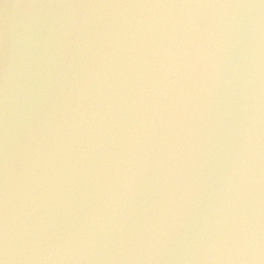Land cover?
<instances>
[{
    "label": "water",
    "instance_id": "1",
    "mask_svg": "<svg viewBox=\"0 0 264 264\" xmlns=\"http://www.w3.org/2000/svg\"><path fill=\"white\" fill-rule=\"evenodd\" d=\"M2 264H264V0H0Z\"/></svg>",
    "mask_w": 264,
    "mask_h": 264
},
{
    "label": "snow or ice",
    "instance_id": "2",
    "mask_svg": "<svg viewBox=\"0 0 264 264\" xmlns=\"http://www.w3.org/2000/svg\"><path fill=\"white\" fill-rule=\"evenodd\" d=\"M0 264H2V262H0Z\"/></svg>",
    "mask_w": 264,
    "mask_h": 264
}]
</instances>
